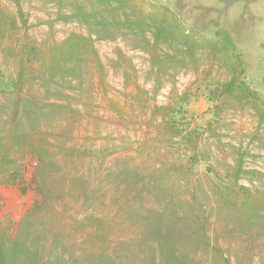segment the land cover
Returning a JSON list of instances; mask_svg holds the SVG:
<instances>
[{"label": "rangeland", "instance_id": "rangeland-1", "mask_svg": "<svg viewBox=\"0 0 264 264\" xmlns=\"http://www.w3.org/2000/svg\"><path fill=\"white\" fill-rule=\"evenodd\" d=\"M150 1L169 8L184 30L198 36L214 38L216 30L226 31L244 62V82L264 107V0ZM0 4L15 20L20 39L30 38L41 59L71 34L89 37L96 54L77 49L50 77L39 63L20 69L0 37V135L7 129L21 70L22 127L85 153L82 163L65 164L89 178L92 199L104 204L100 209L118 214L115 237L129 236L134 227L123 218L161 209L177 195L190 220L208 219L211 242L216 238L233 264L240 235L233 223L219 232L209 186L233 183L237 170V185L264 192V121L250 103L221 94L227 67L205 50L196 51L194 67L180 45L163 40L154 45L150 30L142 36L130 14L128 21L123 10L110 11L96 0ZM91 11L94 17L86 15ZM152 52L158 63L152 62ZM37 164L27 154L22 181L0 183V218L9 216L10 236L40 198L33 177ZM261 233L252 264H264ZM43 245L39 258L46 262L50 245ZM200 254L204 264H222L210 250Z\"/></svg>", "mask_w": 264, "mask_h": 264}, {"label": "trees", "instance_id": "trees-1", "mask_svg": "<svg viewBox=\"0 0 264 264\" xmlns=\"http://www.w3.org/2000/svg\"><path fill=\"white\" fill-rule=\"evenodd\" d=\"M96 1L107 5L110 11L123 10L128 21L130 14L142 36L145 28L150 30L154 45L161 40L180 45L194 67L196 51H207L212 59L227 67L228 79L221 86V94L250 103L258 113L259 122L264 121V107L257 102L255 91L245 84L244 62L240 54L233 52L226 31L216 30L214 38L188 32L175 13L150 0ZM86 15L94 17L96 13L91 11ZM0 29L5 49L19 59L20 69L25 63H39L48 76L54 77L63 62L75 57L77 49L96 57L89 37L71 34L41 59L43 56L30 38L20 39L15 20L1 4ZM151 57L152 62L158 63L154 52ZM21 76L20 70L14 83L17 93L11 102L7 129L0 135V183L21 182L22 160L30 154L38 161L33 177L40 198L21 218L14 236L8 234L9 216L0 218V264H204L202 249L219 256L222 264H231L230 255L224 256L220 251L218 240L211 242L208 219L190 220L183 208V199L177 195L170 196L161 209L148 208L145 215L134 213L126 220L123 218V222L134 227L129 236L120 240L115 237L120 224L118 214L100 209L104 204L92 199L89 178L72 172L65 164L75 163L77 159L82 163L85 153L73 146L50 142L33 133L31 128L22 127L25 103L20 93ZM237 173L236 170L231 177L233 183L219 181L209 187L218 227L220 223L219 232L228 231L227 223H233L240 235L233 264H252L254 249L259 244L261 231L264 232V192L237 185ZM46 241L50 245L49 260L41 262L39 254Z\"/></svg>", "mask_w": 264, "mask_h": 264}]
</instances>
